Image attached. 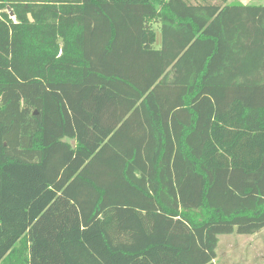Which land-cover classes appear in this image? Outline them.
<instances>
[{
    "label": "trees",
    "instance_id": "obj_1",
    "mask_svg": "<svg viewBox=\"0 0 264 264\" xmlns=\"http://www.w3.org/2000/svg\"><path fill=\"white\" fill-rule=\"evenodd\" d=\"M263 228V3L0 0V264H216Z\"/></svg>",
    "mask_w": 264,
    "mask_h": 264
},
{
    "label": "rangeland",
    "instance_id": "obj_2",
    "mask_svg": "<svg viewBox=\"0 0 264 264\" xmlns=\"http://www.w3.org/2000/svg\"><path fill=\"white\" fill-rule=\"evenodd\" d=\"M250 3L259 2L253 0ZM159 40L158 32V43ZM217 253L216 264H264V228L255 235H220Z\"/></svg>",
    "mask_w": 264,
    "mask_h": 264
},
{
    "label": "crops",
    "instance_id": "obj_3",
    "mask_svg": "<svg viewBox=\"0 0 264 264\" xmlns=\"http://www.w3.org/2000/svg\"><path fill=\"white\" fill-rule=\"evenodd\" d=\"M231 3H234L235 1L239 2V3H242V4H249L251 1L253 0H229ZM255 1H258L259 3H262L264 2V0H255ZM257 3V4H259ZM264 4V3H263ZM158 29V26L156 27ZM256 234V233H255ZM254 234V235H255ZM218 254V253H217ZM218 256V255H217ZM217 261V259L215 260V262Z\"/></svg>",
    "mask_w": 264,
    "mask_h": 264
},
{
    "label": "water",
    "instance_id": "obj_4",
    "mask_svg": "<svg viewBox=\"0 0 264 264\" xmlns=\"http://www.w3.org/2000/svg\"><path fill=\"white\" fill-rule=\"evenodd\" d=\"M11 16H13V12H10ZM35 114H37V111L35 112Z\"/></svg>",
    "mask_w": 264,
    "mask_h": 264
}]
</instances>
